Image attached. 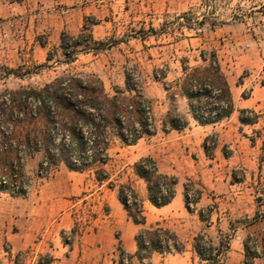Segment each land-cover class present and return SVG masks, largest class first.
<instances>
[{
  "label": "rangeland",
  "instance_id": "1",
  "mask_svg": "<svg viewBox=\"0 0 264 264\" xmlns=\"http://www.w3.org/2000/svg\"><path fill=\"white\" fill-rule=\"evenodd\" d=\"M85 18L96 23L92 37L104 46L97 52L79 48L68 63L59 48L60 34L77 36ZM199 51L217 54L235 111L215 125L199 126L190 120L181 131L164 129L168 93L153 80L152 70L167 67L169 83L180 75L179 61L187 58L188 65L194 66ZM132 65H137L145 82L142 93L151 102L156 132L134 145L111 138L106 166L110 181L115 186L129 182L132 164L150 156L160 172L176 179L177 197L162 209L146 204L147 225L158 223L176 231L184 243L198 234L206 236L204 240L219 249L218 264H227L225 245L230 240L233 248L247 242L251 250H260L264 236V0H0V97L20 89H40L73 74L95 75L111 94L113 87L123 88L124 69ZM175 103L185 113V103L179 98ZM240 109L252 111L256 123L241 124ZM242 117L250 119L252 114ZM37 164L32 156L24 159L22 169L29 180L25 197L31 198L30 205L39 203L35 218L51 221L49 245L61 250L56 263L50 264H114L121 250L134 253L133 237L139 228L126 218L115 190L97 185L86 173L79 191L73 185L75 176L66 181L69 202L57 203L51 210L53 203L39 200L38 195L43 193L41 185L52 180L53 170L41 178ZM185 185L190 210L184 205ZM134 186L141 193V185ZM195 190L200 191L196 205L190 202ZM8 192L0 190L11 196ZM9 208L0 205L1 220ZM64 216L71 222L66 231L57 225ZM3 248L7 251V244ZM155 255L160 262L169 256ZM33 257L27 251L11 260L12 264H37ZM177 259V264H183ZM49 261L53 259L47 254L40 256V264ZM192 264L210 262L195 256Z\"/></svg>",
  "mask_w": 264,
  "mask_h": 264
},
{
  "label": "trees",
  "instance_id": "2",
  "mask_svg": "<svg viewBox=\"0 0 264 264\" xmlns=\"http://www.w3.org/2000/svg\"><path fill=\"white\" fill-rule=\"evenodd\" d=\"M95 24L85 18L77 36L60 34L59 48L68 63L73 62L79 48L84 52L102 50L104 43L95 41L91 34ZM47 60H50V54ZM193 61L196 64L189 66L188 59L182 58L179 77L169 83L165 81L167 67L152 70L153 80L160 82L168 93L169 108L163 119L164 129L181 131L188 125L187 116L178 110L175 98L186 101L187 114L199 126L215 125L229 118L235 110L217 54L199 51ZM144 83L137 65H132L124 69L123 88L113 87L112 94L105 92L102 81L95 75L73 74L58 77L40 89H20L0 97V179H6L9 187L28 183L22 169L24 159L40 153L39 171L45 166L48 173L62 164L69 171L90 173L98 185L105 183L110 190L116 188L117 200L127 219L141 229L134 236V254L121 250L115 264H134L133 260L142 263L153 253L183 251V244L171 230L158 226L144 228V200L130 182L115 186L106 170L110 162L111 138L124 145H134L142 137L153 136L156 132L151 102L142 93ZM244 113L252 114V118H243ZM238 114L241 124L256 123L257 117L252 111L240 109ZM203 149L206 153V142ZM131 174L142 181L145 200L154 208H162L173 199L176 179L160 173L151 157L135 161ZM193 192L195 198L190 202L196 205L200 191ZM8 193L11 196L26 195L24 190L18 193L9 190ZM183 200L186 209L190 210L186 185ZM198 216L203 221L201 210ZM260 241V250H251L247 242L243 243V264H254L255 259L264 257V236ZM192 246L199 260L218 264L219 249L203 236L197 235ZM227 248L225 245V251Z\"/></svg>",
  "mask_w": 264,
  "mask_h": 264
},
{
  "label": "crops",
  "instance_id": "3",
  "mask_svg": "<svg viewBox=\"0 0 264 264\" xmlns=\"http://www.w3.org/2000/svg\"><path fill=\"white\" fill-rule=\"evenodd\" d=\"M123 86H124V78H123ZM103 87H104L105 92L107 94H109L106 91L105 83H103ZM117 87H119V86H117ZM179 100L181 102H184L186 105V101L184 99L179 98ZM234 109H235V107H234ZM185 114L187 116L188 121L192 120V119H190V116L187 114V105H186ZM38 156H39L38 153H36L32 157H33V159H36L38 161V164H39L41 161V158H38ZM51 173H52L51 175H53V178H52V180H48V182L41 185V189H42L43 193H41V191H39V195H38L39 198L38 199L42 200V201L50 200L51 201L50 203H53V205L50 204L49 208H52L51 210H54L53 208H56L55 206L57 203L62 202V203L67 204L69 202V200L66 199L69 196V194H68L69 187H68V184L66 183L67 179H73V178H76L75 176H78L76 183L75 184L73 183V185H75L74 188L77 187L79 191L80 190L82 191V187L84 185L83 177L86 176L85 175L86 173H77V172L69 171L62 164H60L55 169H53V171ZM160 173L168 175L167 173H163V172H160ZM26 174H28V173H26ZM87 174H90V173L87 172ZM90 178L93 180L92 175H90ZM129 180H130L129 182L131 183L134 190L144 200L143 201V210H144V215H145V205L146 204L149 206H151V205L145 200L144 184L142 183V181L137 180L133 176H132V179L130 178ZM134 183H137V184L139 183L141 185V187H142L141 193L135 189ZM114 190L115 189H113L111 191H114ZM176 197H177V195L175 192L174 197L171 200V202L162 208H165V207L169 206L170 204H172L176 200ZM116 199H117V197H116ZM30 202H31V198L29 196L28 197H25V196H9L7 194L0 193V205L1 206L7 205L8 207H10L9 208L10 211H8V215L3 216L2 220L0 219V264H12L13 262L11 259L14 256H16L17 254H19L21 252H27V251L30 254H34L33 260H34V258L38 259L37 264L40 261V256L45 255V254H47L49 257H51L53 259V261H49V264L50 263H56V261H54V260L56 259V255L60 252L61 248H58V250H57L56 249L58 247L57 245H54V246L49 245V242H48V239H49V237H48L49 236L48 235V225L50 224L51 221H50V219H46L45 217H43V218H40V217L37 218L36 217L35 218L33 216V213L35 212L34 210H36L37 207L39 208V203H37L35 205H33V204L30 205ZM41 205H44V204L41 203ZM151 207H153V206H151ZM162 208H159V209H162ZM50 212H52V211H50ZM145 219H146V215H145ZM57 225L59 226V230L66 231L70 228L71 222L69 220H67L66 216H64L62 219H60L57 222ZM60 225H61V227H60ZM132 225L135 227H138L139 229L141 228L140 226H136L133 223H132ZM263 225H264V223H263ZM155 226L162 227L158 223H155L153 225H147V219H146V223L144 225V228L155 227ZM15 228L17 229L16 231H15ZM162 228H164V227H162ZM166 229H169V228H166ZM137 231H136V233H137ZM172 232H174V234L177 236L178 240L183 244V251L181 253H171V254L169 253L168 258L164 259L163 262H160L159 256L156 257L155 254H157V253H153L151 255L150 259L147 260V262L144 261L142 263H138L137 261L133 260V263L134 264H177L180 262L177 259L178 257H180L182 259L183 264H192V262L195 263V256H197V255L195 254L192 245H193V239L197 235L193 236L191 238L192 239L191 242H188V243L185 242L184 243L183 240H185V238H183L181 235H179L176 231H172ZM198 235L203 236L202 234H198ZM203 237L206 238V236H203ZM207 241H209V240H207ZM133 242H134V237H133ZM3 244H7V251L4 250ZM210 244L214 247V245L211 242H210ZM135 249L136 248H135V242H134V250ZM64 250L65 249L63 248L62 251H64ZM124 252L127 254H131V255L134 254V253H131L132 251H128V252L124 251ZM193 257H194V259H193ZM226 257H227V259H226L227 264H243V260H244L243 242H240V244L238 246L233 248L232 240H230V244H228V249L226 252ZM187 259H188V262H187ZM201 262H204V261H201ZM253 263L254 264H264V257H260V258L255 259ZM92 264H95V262H92Z\"/></svg>",
  "mask_w": 264,
  "mask_h": 264
},
{
  "label": "built area",
  "instance_id": "4",
  "mask_svg": "<svg viewBox=\"0 0 264 264\" xmlns=\"http://www.w3.org/2000/svg\"><path fill=\"white\" fill-rule=\"evenodd\" d=\"M38 174H39V176L41 178L44 177V174H46L45 166H43V169L40 170ZM0 190H3V191L4 190H12L15 193H18L20 190H24V191L27 192L28 191V186H25V184H23L21 186L15 184V185L9 187L8 182L6 181V179L1 178L0 179Z\"/></svg>",
  "mask_w": 264,
  "mask_h": 264
}]
</instances>
